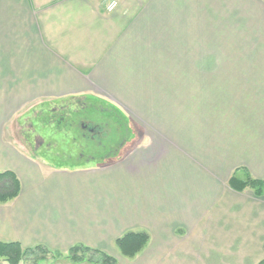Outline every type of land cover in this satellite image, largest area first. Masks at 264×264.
I'll use <instances>...</instances> for the list:
<instances>
[{
	"label": "crops",
	"instance_id": "obj_1",
	"mask_svg": "<svg viewBox=\"0 0 264 264\" xmlns=\"http://www.w3.org/2000/svg\"><path fill=\"white\" fill-rule=\"evenodd\" d=\"M109 1L0 0V126L28 100L94 98L129 133L105 163L73 169L0 138V172L20 183L0 204V241L113 256L117 238L144 231V247L116 250V264L263 260L264 192L229 179H264V1L115 0L110 12ZM199 37L208 43L196 50L211 53L189 64ZM189 65L207 72L195 76L207 92L190 122L177 101L188 106Z\"/></svg>",
	"mask_w": 264,
	"mask_h": 264
},
{
	"label": "rangeland",
	"instance_id": "obj_2",
	"mask_svg": "<svg viewBox=\"0 0 264 264\" xmlns=\"http://www.w3.org/2000/svg\"><path fill=\"white\" fill-rule=\"evenodd\" d=\"M207 43L205 38L199 37L191 44L194 51H189V64H197L201 58L209 57L211 52L196 50ZM212 54L216 55V53ZM257 54L260 55L259 58L264 57V49L255 52V55ZM204 70V67L189 65L188 106L181 103L183 99L177 100L179 111L184 112L178 117L188 116L189 122L196 120L191 118L201 117L202 107L205 105L203 99L206 98L203 97L202 91L205 93L207 89L205 87L202 89L205 84L200 82V78H195L207 73ZM2 105L3 108L9 106V100L2 99ZM180 105L184 106L183 109ZM16 109L15 113L14 110L13 113H9L2 109L0 138L7 146L12 145L11 149L16 152L34 156L54 169L93 167L103 164L113 157V151L117 150L118 146L120 148L122 141L129 137L128 131L125 130L127 125L125 117L105 102L94 98L28 100ZM79 122L87 124L88 128H94L98 131L97 135L89 137L90 134L80 128ZM115 248L111 249L110 253L112 252L117 263H120L119 253L116 251L118 249L116 246ZM52 254L35 250L23 264H71L69 258ZM79 254L95 257L81 250Z\"/></svg>",
	"mask_w": 264,
	"mask_h": 264
},
{
	"label": "trees",
	"instance_id": "obj_3",
	"mask_svg": "<svg viewBox=\"0 0 264 264\" xmlns=\"http://www.w3.org/2000/svg\"><path fill=\"white\" fill-rule=\"evenodd\" d=\"M80 123L81 122H79V124ZM229 185L238 191H242L248 187L253 189L256 195H261L264 191V179H254L249 176L245 180H240L232 175L229 179ZM19 190V180L12 171L6 170L0 172V204H4L16 197ZM148 239L149 235L144 231H127L115 240V245L121 255L125 257H133L144 247ZM35 250H41V252L48 254L51 253L49 250L40 245L25 248L16 241H0V260L2 261V264H21ZM80 250L82 252L91 253L92 255H95V257L92 258L91 256L90 258L86 255L79 254ZM56 254L60 255L58 253ZM66 257L69 258L71 262L75 263L87 261L96 264H116V259L113 256L103 251L91 249L82 244L70 247L66 253ZM256 264H264V259Z\"/></svg>",
	"mask_w": 264,
	"mask_h": 264
},
{
	"label": "flooded vegetation",
	"instance_id": "obj_4",
	"mask_svg": "<svg viewBox=\"0 0 264 264\" xmlns=\"http://www.w3.org/2000/svg\"><path fill=\"white\" fill-rule=\"evenodd\" d=\"M80 128H81L82 130L87 131V132L90 134L89 137H94V136H96V135H97V132H98V131H96L94 128H88V127H87V124H85V123H83V122L80 123Z\"/></svg>",
	"mask_w": 264,
	"mask_h": 264
},
{
	"label": "built area",
	"instance_id": "obj_5",
	"mask_svg": "<svg viewBox=\"0 0 264 264\" xmlns=\"http://www.w3.org/2000/svg\"><path fill=\"white\" fill-rule=\"evenodd\" d=\"M117 5V2L115 0H110L108 4L106 5V9L108 11H112Z\"/></svg>",
	"mask_w": 264,
	"mask_h": 264
}]
</instances>
